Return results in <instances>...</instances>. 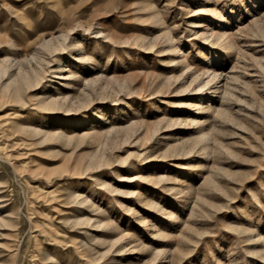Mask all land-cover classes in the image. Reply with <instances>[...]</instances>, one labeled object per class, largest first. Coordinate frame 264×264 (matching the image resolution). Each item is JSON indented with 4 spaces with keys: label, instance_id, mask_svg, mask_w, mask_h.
<instances>
[{
    "label": "rangeland",
    "instance_id": "rangeland-1",
    "mask_svg": "<svg viewBox=\"0 0 264 264\" xmlns=\"http://www.w3.org/2000/svg\"><path fill=\"white\" fill-rule=\"evenodd\" d=\"M1 63L0 264H264V0H0Z\"/></svg>",
    "mask_w": 264,
    "mask_h": 264
},
{
    "label": "bare ground",
    "instance_id": "bare-ground-1",
    "mask_svg": "<svg viewBox=\"0 0 264 264\" xmlns=\"http://www.w3.org/2000/svg\"><path fill=\"white\" fill-rule=\"evenodd\" d=\"M153 18V17H152ZM156 21V20H155ZM70 28V27H69ZM71 29V28H70ZM68 29L67 31H60V33L56 36H52L50 37L49 39H42L40 43V49L43 50V51H46L48 52L49 54H52L51 52L53 51H57V50H60V49H63L66 44H65V40L68 36ZM224 36L223 34H221V37ZM209 37V36H208ZM207 37V38H208ZM224 41V40H223ZM227 41V40H226ZM229 45V41L226 42V45ZM39 46V45H38ZM41 52V51H40ZM54 54V52H53ZM52 54V55H53ZM30 59H32L34 62H36L35 64H37V67H33L31 66L30 64L28 65H24L21 61L18 62L16 64V71L14 72H10L8 74V70H7V66H6V62L5 63H1L0 64V76L1 75H4V74H8L7 76V80H5L4 82H1L2 83V87H1V90L2 91H10L11 95L14 97V98H20V90L23 88V87H26V86H33V84L35 83H39V79L42 75H40V72H41V69H42V62L44 60V57L39 55L38 52H36L35 54H33ZM22 60V59H21ZM30 61V60H29ZM30 63V62H29ZM30 65V66H29ZM12 68V67H11ZM11 70V69H10ZM51 71V70H50ZM211 74V77L210 79H216V77L218 78L219 76L216 74V71H212L209 73ZM220 75V74H219ZM209 79V78H207ZM209 79V80H210ZM209 80H206L204 84H208V81ZM217 81V80H216ZM224 84V83H223ZM28 86V87H29ZM205 86V85H204ZM203 86V87H204ZM200 88V87H199ZM213 88V87H212ZM216 90H218L219 87H214ZM202 89V88H201ZM25 91V89H22ZM198 90V88H197ZM213 91V90H212ZM201 92V91H200ZM202 92H204L202 90ZM213 92H216L215 90ZM221 96L223 99L224 96L229 93L228 92V89L226 87H223L222 86V89L221 91ZM4 94V93H3ZM7 94V93H6ZM9 97V96H8ZM45 100V99H44ZM15 101V100H13ZM18 102V101H17ZM16 102V103H17ZM20 102V101H19ZM57 104V101L55 99H48L46 101H43V105L45 106H50V109H52L51 107H54L55 108V105ZM42 105V106H43ZM215 107V106H214ZM67 109V108H66ZM54 110V109H53ZM218 110V109H217ZM219 113H222L223 110H218ZM18 125V124H16ZM21 125V124H20ZM24 127V126H23ZM31 127V126H30ZM129 126H125V128H127ZM25 128V127H24ZM124 128V127H123ZM16 129V128H15ZM18 129V128H17ZM29 131L31 132H36L37 130L34 129V128H28ZM22 131V130H21ZM60 134V133H58ZM200 140L203 141V144H202V147L203 148H206L207 146V143L205 142L206 140V135L203 134L200 136ZM74 195V194H73ZM76 195V194H75ZM84 200V199H83Z\"/></svg>",
    "mask_w": 264,
    "mask_h": 264
}]
</instances>
